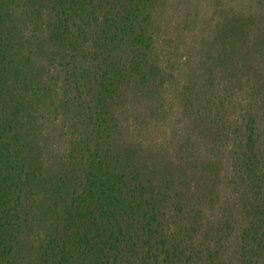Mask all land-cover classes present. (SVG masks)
<instances>
[{"label": "trees", "instance_id": "1", "mask_svg": "<svg viewBox=\"0 0 264 264\" xmlns=\"http://www.w3.org/2000/svg\"><path fill=\"white\" fill-rule=\"evenodd\" d=\"M168 1L0 0V264H264V0L191 41ZM170 93L184 155L132 120Z\"/></svg>", "mask_w": 264, "mask_h": 264}, {"label": "rangeland", "instance_id": "2", "mask_svg": "<svg viewBox=\"0 0 264 264\" xmlns=\"http://www.w3.org/2000/svg\"><path fill=\"white\" fill-rule=\"evenodd\" d=\"M260 3V0H169L164 7V16L171 22L169 26L170 32H176L182 28L181 32L183 34H181V37L187 41L190 38L191 41L194 38L200 39L202 36H208L213 26L224 21L227 13L242 11L244 14H252L259 8L257 6L260 5ZM193 21L196 22L195 25ZM177 26L179 27L177 28ZM175 41H177V39ZM183 47L185 46L181 44L179 52H186ZM164 110H166V117L162 118L156 125H153V121H150L151 125L148 131H146L144 125V122H147L146 115H137L138 120H132L138 124L140 134H147L146 140L151 137L160 138V141L156 144L157 147H161L162 152L165 149L164 152L170 151L184 155L183 151L176 150L175 142L180 139V133L187 134L190 132L191 125L189 123V117L187 115H182L178 98L172 93L167 97ZM49 112L46 116L51 115ZM61 124L62 123L59 121H54L47 124L45 128V132H50L51 136V146L46 151V157L49 158L50 163L53 165L66 154V138H53L57 136ZM52 131H54V135L51 134ZM174 136L177 138L171 139L172 143H170V138ZM125 139L129 140L130 136H125ZM200 147L199 149L201 152L203 146L200 145ZM218 190L220 197H222L224 188L221 186ZM193 194L192 198H195V189ZM218 203L221 204L220 199H218ZM219 211H221V208L216 207L208 211V214L216 216Z\"/></svg>", "mask_w": 264, "mask_h": 264}]
</instances>
